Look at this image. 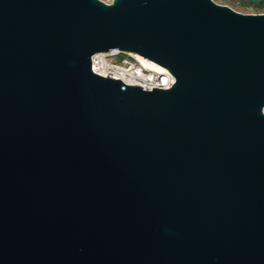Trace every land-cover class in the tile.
Wrapping results in <instances>:
<instances>
[{"label": "water", "instance_id": "1", "mask_svg": "<svg viewBox=\"0 0 264 264\" xmlns=\"http://www.w3.org/2000/svg\"><path fill=\"white\" fill-rule=\"evenodd\" d=\"M110 52L173 85L95 75ZM0 264H264V14L0 0Z\"/></svg>", "mask_w": 264, "mask_h": 264}, {"label": "built area", "instance_id": "2", "mask_svg": "<svg viewBox=\"0 0 264 264\" xmlns=\"http://www.w3.org/2000/svg\"><path fill=\"white\" fill-rule=\"evenodd\" d=\"M113 0H106L104 1L105 4H111ZM118 59V60H115ZM91 71L100 77L103 78H111L113 80H119L122 83V79L120 80L119 77L121 73L124 72L127 76H135L139 78L140 70L132 68L130 63L138 64L135 57H132L131 54L128 53H120V52H110V53H101L95 54L91 57ZM106 71V72H104ZM143 71V70H142ZM143 73H148L147 71H143ZM119 74V76H115ZM171 77L169 74H167ZM174 81L171 83L167 80L164 76H154L153 78H149L148 84L146 87H140L143 91L151 92L152 89H161L167 90L170 89L173 85ZM126 84V83H124ZM128 85V84H126ZM128 86H136V85H128ZM139 87V86H136Z\"/></svg>", "mask_w": 264, "mask_h": 264}, {"label": "bare ground", "instance_id": "3", "mask_svg": "<svg viewBox=\"0 0 264 264\" xmlns=\"http://www.w3.org/2000/svg\"><path fill=\"white\" fill-rule=\"evenodd\" d=\"M112 1V0H111ZM132 57H135L136 61L138 64H134V63H130V66L132 68H135L137 70H140L141 72L139 73V78L135 77V76H127L126 73L122 72L121 73V76L119 77V79L128 84V85H136V86H139V87H146L147 84H148V81H149V78H153L154 79V76L157 75V76H164L167 78V80L169 82H173L174 79L172 77H169L167 74L168 72L160 67L159 65L147 60V59H144L136 54H131ZM147 71L148 73H143V71ZM106 72V71H104ZM115 76H119V74H116Z\"/></svg>", "mask_w": 264, "mask_h": 264}, {"label": "rangeland", "instance_id": "4", "mask_svg": "<svg viewBox=\"0 0 264 264\" xmlns=\"http://www.w3.org/2000/svg\"><path fill=\"white\" fill-rule=\"evenodd\" d=\"M100 1L104 2L106 0H100ZM212 1L217 5L226 6L231 10L243 15L264 14V3L250 4L244 0H212Z\"/></svg>", "mask_w": 264, "mask_h": 264}]
</instances>
